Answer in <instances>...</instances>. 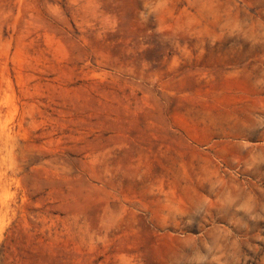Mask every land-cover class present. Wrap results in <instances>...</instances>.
<instances>
[{"label": "rangeland", "instance_id": "obj_1", "mask_svg": "<svg viewBox=\"0 0 264 264\" xmlns=\"http://www.w3.org/2000/svg\"><path fill=\"white\" fill-rule=\"evenodd\" d=\"M0 264H264V0H0Z\"/></svg>", "mask_w": 264, "mask_h": 264}]
</instances>
